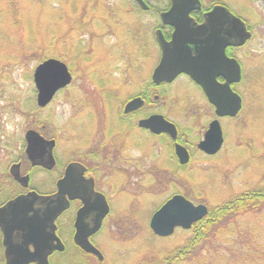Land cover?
<instances>
[{"label":"rangeland","instance_id":"obj_1","mask_svg":"<svg viewBox=\"0 0 264 264\" xmlns=\"http://www.w3.org/2000/svg\"><path fill=\"white\" fill-rule=\"evenodd\" d=\"M32 1L37 0H17L24 8L22 19H27L22 20L21 28L13 30L9 26V31H5L7 28L0 24V174H6L9 165L22 156L24 132L29 128H37L45 136L56 140L54 155L57 166L51 172L49 190L54 189L53 183L66 162L74 158L72 150L79 147L83 151H90L98 143L101 156L97 154L96 160L91 159L89 162L99 164L106 174L105 181L110 184L104 189L112 201L107 223L113 230V239L111 242V238L103 233L99 244L111 258L112 264H147L150 259L154 261L186 243L191 236L188 230L176 229L169 237H159L149 227L154 210L173 193H182L193 202L213 207L264 185L263 1L202 0L204 4L219 2L231 7L246 20L253 35L237 54L243 65V77L235 90L242 96L243 107L237 117L220 120L224 134L223 149L213 157L194 150L183 172L180 168L173 170L168 165L165 151L159 144L155 148L149 146L153 151L143 154L145 156L141 152V160L139 151L131 148L127 150L129 160L115 154L108 160L105 154L110 151V147L107 142L103 146L106 137L104 132L101 133L106 123L111 124V120L118 118V101L134 94L140 85L142 90L150 81L151 71L158 59L153 37L158 21L156 10L159 6L167 5V1L146 0L152 8L146 11L135 8L133 0L93 2L108 5L113 9L114 17L109 24L111 27L97 32L99 36L93 40L89 38L95 34L92 28L84 25L86 21L83 20L84 15L88 17V14L81 15L79 12L82 10L75 8L78 2L90 0H46L45 6L34 4L32 6L35 7H30ZM63 14L70 26L87 28V31L63 39L61 36L69 30L66 21L61 19ZM131 23L135 37L130 47H141L143 43L144 48L141 47L143 49L138 55L137 70L129 77L128 85L121 87L123 79L120 74L126 56L117 51L120 46L126 48L123 33ZM72 33L75 34L74 31ZM41 45L53 50L46 57L63 55L62 60L73 74L71 83L59 90L43 108L36 105V90L32 80L34 67L41 61L36 50ZM78 48L84 56L79 59L75 55L80 53ZM97 60V69L105 76L101 80L103 84H107L108 79L113 80L110 84H114L113 90L118 91H115L113 99L104 97L103 100L99 87H96L99 80L88 76L96 69L90 68L89 64ZM153 89V94L161 96L162 103H168L169 109H163L162 112L176 122L183 132L188 130L187 138L201 137L207 121L203 94L185 76H179L172 83L161 84ZM169 103H174L176 108L173 111ZM149 105V109L155 107V104L151 107ZM137 137L129 135L128 139L136 140ZM85 139L87 141L82 145L80 141ZM116 145L119 149V145ZM100 177L102 179V173ZM257 208L248 211L253 217L250 220L253 225L257 224V217L254 218ZM224 232H228V229ZM225 236L230 239L231 235ZM231 239H236V243H231L229 247L233 255L238 256L247 247L243 241L244 245L238 244L237 236Z\"/></svg>","mask_w":264,"mask_h":264},{"label":"flooded vegetation","instance_id":"obj_2","mask_svg":"<svg viewBox=\"0 0 264 264\" xmlns=\"http://www.w3.org/2000/svg\"><path fill=\"white\" fill-rule=\"evenodd\" d=\"M144 1L146 2V0ZM166 1H167V5H165L164 7L159 6L158 10H156L158 15L157 18L158 21H157V26L155 27L153 32V37H154L155 48L158 54V59L154 67L158 64L161 57V49L157 41L156 33L159 31L166 41H170L174 31V27L172 25L163 23L161 21V13L167 11L170 8V0H166ZM134 3H135L134 5L135 8L139 7L143 11L152 9L147 2H146L147 7L145 9L142 8L139 4H137L136 1H134ZM200 3H201L200 7L198 9H194L189 13V16L197 24L203 23L205 20L206 13L211 11L214 8V6L219 2L212 4L211 3L204 4L202 0H200ZM221 4L227 7V9L234 15L241 17L231 7L227 6L224 3ZM104 8L105 11L107 12L106 13L107 15L105 14L104 17L106 18L113 17V9L110 8L108 5H104ZM88 9H96V8H94V6H90L88 7ZM84 16H85L84 19H86L87 15ZM241 19L244 20L246 29L249 30L252 37L253 34L250 26L246 23V20L244 18L241 17ZM106 26L111 27L108 24V22ZM79 33H84V32H79ZM96 36L94 35L89 39L93 40ZM80 40L82 41L83 39ZM249 40H247L243 45H227L224 48V53L227 55V57L236 59L241 68V79L238 82L233 83L231 85L232 90L235 92H238L235 90V86L241 82L243 77V65L241 64V60L239 59L237 54L240 51V49L245 47L246 43ZM209 48L211 52L215 50V53L217 54L216 48H212V47ZM78 49L80 50V53L83 54L82 50L80 48ZM97 63L98 60L89 64L90 68L92 69L96 68V69H93L95 71L92 74H89L88 76L92 75V77H95L96 79L99 80L98 81L99 85H96V87L97 89L99 87V94L103 100L104 97L113 99V96L115 95V91H117V90L114 91L112 88L114 84L113 85L110 84L113 80L109 81L108 79L107 84H103L101 80L105 76H103V72L97 69ZM221 63L222 62L218 58V60H215L213 63H210L208 65L210 72L218 71V74L216 75V80L219 84L224 82V78L220 73L222 66ZM135 67H137V64H133L131 67L126 69L122 67L123 69L121 70V74H120L121 78L123 79L121 87H125L128 85L129 77H131V75L137 70V68ZM92 69H90V72ZM179 76H185L189 80V82L192 83V85L196 87L197 90H199L205 97L201 87L198 84H196L188 75L181 73L177 76V78ZM161 84H167V83H159V84L153 83L150 74V81L146 83V85L142 90L140 85L136 89L137 91H135L134 94L127 95V97L124 100L118 101V103H120L118 118H114V120H111V124L105 122L106 124L104 128H101L102 129L101 133L104 132V136L106 137V141L103 142V146H105L107 142L109 144L108 147H110V149H108L110 151H107V155L105 154L106 159L111 160L110 156L112 157V154H115L116 156L120 155L124 159L128 158L129 160L130 158L127 154V150L131 148L139 151L140 160H141V152L142 155L143 154L147 155L153 151L152 149L149 148V146L155 148L156 145L159 144L163 147L165 151L168 160L167 161L168 165L171 168H173V170H177V168L178 169L180 168L183 172L186 171L187 168L185 167L191 160L194 150L195 152L199 151L200 153L206 156L213 157L214 155L219 154V152L223 149L224 134H223L222 126H221V130H222L223 142L221 149L217 151L216 154L213 155L206 154L205 152H203L198 148V143L202 140L210 121L217 119L219 120L220 123V120L223 118H235L240 113L242 108L238 112V114L234 117L225 116V117L217 118L215 114V107L205 97L204 109L207 113L206 114L204 112L203 113L206 115L207 121H205V126H203L204 127L203 133L201 137L190 139L189 137L187 138L186 135L188 130H186V133L185 131L183 132L181 129H179V125L176 122H174L171 118H169L165 112H162L164 111L163 109L166 108L169 109L168 103L166 102L162 103L161 96L157 94H153V92H155L153 87L155 88ZM117 96L118 95H116V97ZM133 97H141L143 99V104L139 108L133 111L125 112L124 111L125 104L127 103L128 100H130ZM158 102L161 105L159 104L157 105L156 103ZM153 104H155V107L152 106ZM173 104H170L169 106L171 111H173L176 108ZM148 105L149 107L152 106V108L149 109L147 107ZM158 106L160 107V109L158 108ZM152 114H162L167 120L175 124V127L177 129V136L174 140L167 133L162 132L156 134L147 128H143L139 126L138 124L139 120L146 118ZM29 129L38 132L41 136H43L46 139L50 138L45 136V134L40 132V130L37 128L36 129L29 128ZM129 135L130 136L137 135L138 137L136 140L131 138L128 139ZM86 141L87 140L85 139L84 141H80V143L84 145ZM116 143L119 145L120 147L119 149H117ZM177 143L181 144L189 154L188 161L183 164L180 163L178 156L175 152V144ZM72 152L74 158H71L66 162L60 175L56 178V180L53 183L54 189L51 190H49L51 172H53L57 166V160L55 158L54 152L53 155L55 159V164L52 168H48L45 164H43L44 160L42 161L43 163L40 164V163H33L28 158V156L25 153V143H24L22 156L14 160L9 165L8 172H6V174L4 175L0 174L1 176L0 264H112L111 258L108 257V255L104 251L103 246L99 244V242H101L99 241V238L103 233L105 236H107V238H111V242L113 239V230L109 225V223H107V220L110 217L112 211V201L110 196L104 189V188H108L110 184L108 181H105L106 174L102 171V168L99 166V164L94 162H89L91 159L96 160L97 154L100 155L98 152V143L94 145V148L90 149V151L88 150L83 151L79 149V147H77L74 150H72ZM103 153L106 152L104 151ZM70 162H75L81 166L78 177L80 178V184L84 185L88 191L86 196L87 200L92 201L94 199L100 198L101 200L102 199L104 200V202L108 207L107 212L101 219L99 227L87 236L89 243L97 249L98 251L97 254L82 249L79 245L76 244L74 240V234L76 232L75 219L77 213L80 211V209L83 208L85 203L81 197H77L72 200H69L67 208L61 211L52 220L51 224H49V222H47L44 219L43 217L44 213H40L39 211L34 214L35 217V221H34L33 214L31 213L34 210L33 208L31 209V212L30 211L28 212L27 207H25V205L20 206L15 204L10 207L8 205L16 197L24 196L29 193H35L38 196H49L54 194L56 192V181L64 175L65 167ZM12 164H18L19 174L22 177H26V180L24 182L16 180L14 176L11 174L10 167ZM139 172H140L139 177L141 179V168ZM101 173L103 174L102 179L100 177ZM138 186H139V190L141 191V184H139ZM98 194L102 195L103 197L102 196L100 197ZM95 196L98 198H96ZM37 206L38 204H35L34 207L37 208ZM38 207L42 208V206L40 205ZM95 217H96V213L94 211H91L86 216V221L92 220ZM50 225L52 226V228H50ZM50 233L52 234V236H50ZM107 242L109 241L107 240Z\"/></svg>","mask_w":264,"mask_h":264},{"label":"water","instance_id":"obj_3","mask_svg":"<svg viewBox=\"0 0 264 264\" xmlns=\"http://www.w3.org/2000/svg\"><path fill=\"white\" fill-rule=\"evenodd\" d=\"M142 8L147 5L144 0H135ZM200 7L199 0H170V8L161 13V21L174 27L172 38L166 41L161 33H156L157 41L161 49V57L151 73L153 83L171 82L179 74H187L198 84L207 100L215 107L218 117H234L241 108V97L231 89V84L239 81L241 72L238 62L229 58L224 53L227 45H242L250 37L244 22L233 15L226 7L215 5L206 13L203 23L197 24L189 16V13ZM216 48L213 52L210 48ZM220 59L221 75L224 82L219 84L216 80V72H210L208 65ZM36 88V103L43 107L53 98L54 94L71 82L72 75L67 65L55 57H48L40 61L32 73ZM143 104L141 97H133L127 101L124 111L129 112L139 108ZM139 126L147 128L153 133H167L171 138L176 137L175 125L166 120L162 114H152L138 121ZM25 152L33 163H44L52 168L55 160L53 157L54 140H47L34 130L25 132ZM223 142L222 130L217 119L210 121L198 148L206 154L213 155L221 148ZM175 152L180 163L189 159L187 150L179 143L175 144ZM80 165L71 162L64 171V175L57 180L56 193L49 196H38L29 193L18 196L9 205H25L27 211L34 214L38 211L44 213V219L51 224L52 220L67 208L69 200L77 197L83 199L84 206L77 213L75 219L76 232L74 240L82 249L98 253L87 236L95 231L107 212L104 200L98 198L87 200V189L80 184ZM11 174L18 181L24 182L18 172V164L10 167ZM100 197L102 195L98 194ZM103 197V196H102ZM35 204L42 206L35 208ZM9 209V208H8ZM3 210V209H2ZM5 210V209H4ZM94 211L96 217L86 221L89 212ZM208 213V208L202 204H194L181 194L172 195L151 216L149 227L155 235L166 237L173 233L175 227L188 229L192 223L199 221ZM50 228L52 226L50 225ZM50 236L52 234L50 233Z\"/></svg>","mask_w":264,"mask_h":264},{"label":"trees","instance_id":"obj_4","mask_svg":"<svg viewBox=\"0 0 264 264\" xmlns=\"http://www.w3.org/2000/svg\"><path fill=\"white\" fill-rule=\"evenodd\" d=\"M90 1L91 2H78V6L75 8L78 7L82 10L79 12L81 15H83V13L88 14V17L83 19L86 21L84 25L92 28L96 36L98 35L96 34L97 32H101L106 27H109L106 26L107 22L108 24L113 22L114 17H104L107 13L104 8L106 4L93 3L97 0ZM164 1L165 0H163V2ZM34 4L45 6L47 2L46 0L32 1L30 7ZM90 6H94L96 9H88ZM22 9L24 8H22L21 4L17 3V0H0V24H3V26L7 28L5 31H9V26L13 30L21 28L22 20H27L22 19ZM28 13L29 11L26 13L27 17H29ZM30 19L33 21V18ZM61 19L66 20L65 14L61 16ZM66 25L69 30L65 35L61 36L65 40L69 36H75L76 33L87 31V28L80 29L72 27L67 21ZM132 26L131 23L130 27L128 26L129 29L124 30L123 33V36L126 38L124 41L126 48L124 49L120 46L119 52L117 51V53L120 55L123 54L127 58L122 62V66L125 69L131 67L133 64H137L140 58L138 55L141 49L144 48L143 43H141V47L143 48L138 45L130 47L131 41L135 37V34L132 33ZM73 31L75 34L72 33ZM31 35L32 34H30V36ZM35 38L36 37H33V39ZM36 44L37 42H35V45ZM68 45L69 44H65V46ZM36 50L41 60L53 51L52 49L43 48L42 45L41 47L38 46ZM75 55H77V58L83 57L81 53H75ZM58 57L61 59L64 58L63 55ZM102 64L103 63H101V65ZM114 97L115 96H113V98ZM254 208L258 209V212H255L257 214L254 215V218L257 217L256 225L252 224L250 220L253 219V217L248 213V211H252ZM261 208L263 210H260ZM226 229H228V232H224ZM188 232H190L191 236L187 238L184 245L174 250L171 249L168 254L161 255V257H158V259L156 258L154 261L150 259L147 264H264V185L249 191L247 194L242 193L238 197L236 196V198L230 199L223 204L209 207L207 215L195 222ZM225 234L231 235L230 239H228ZM232 236H237V239H239L238 244L242 243V245H244L245 243L247 247L243 252L240 254L238 253V256L233 255L229 247L231 243H236V239H231Z\"/></svg>","mask_w":264,"mask_h":264},{"label":"bare ground","instance_id":"obj_5","mask_svg":"<svg viewBox=\"0 0 264 264\" xmlns=\"http://www.w3.org/2000/svg\"><path fill=\"white\" fill-rule=\"evenodd\" d=\"M174 80H175V79H174ZM174 80H173V81H174ZM173 81H172V82H173ZM172 82H171V83H172ZM215 154H216V153H215ZM178 247H181V246H177L176 248H178ZM174 249H175V248H174Z\"/></svg>","mask_w":264,"mask_h":264}]
</instances>
